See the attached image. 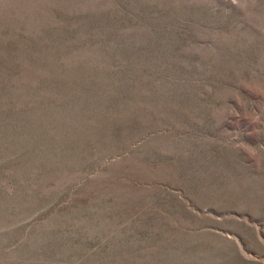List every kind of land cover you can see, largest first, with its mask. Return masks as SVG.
<instances>
[{
  "label": "rangeland",
  "instance_id": "rangeland-1",
  "mask_svg": "<svg viewBox=\"0 0 264 264\" xmlns=\"http://www.w3.org/2000/svg\"><path fill=\"white\" fill-rule=\"evenodd\" d=\"M0 264H264V0H0Z\"/></svg>",
  "mask_w": 264,
  "mask_h": 264
}]
</instances>
